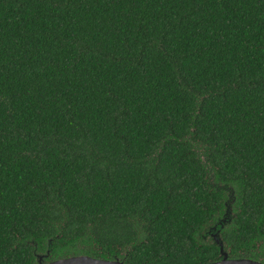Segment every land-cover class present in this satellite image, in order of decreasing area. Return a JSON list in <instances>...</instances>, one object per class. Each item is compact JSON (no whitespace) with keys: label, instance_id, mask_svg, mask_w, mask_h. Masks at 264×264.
Returning a JSON list of instances; mask_svg holds the SVG:
<instances>
[{"label":"trees","instance_id":"16d2710c","mask_svg":"<svg viewBox=\"0 0 264 264\" xmlns=\"http://www.w3.org/2000/svg\"><path fill=\"white\" fill-rule=\"evenodd\" d=\"M264 263V0H0V264Z\"/></svg>","mask_w":264,"mask_h":264},{"label":"water","instance_id":"95a60500","mask_svg":"<svg viewBox=\"0 0 264 264\" xmlns=\"http://www.w3.org/2000/svg\"><path fill=\"white\" fill-rule=\"evenodd\" d=\"M216 240L221 248V258L207 263L201 264H264L259 260L249 259V258H232L229 256L228 252L224 251L222 240L215 234ZM40 264H129L125 263L120 259H104L96 258L89 255L81 254L65 258H58L49 262H42V257L40 256ZM188 264V263H179ZM193 264V263H192Z\"/></svg>","mask_w":264,"mask_h":264}]
</instances>
